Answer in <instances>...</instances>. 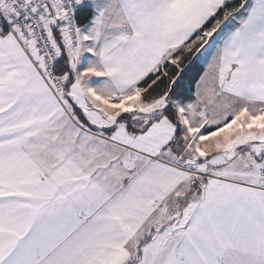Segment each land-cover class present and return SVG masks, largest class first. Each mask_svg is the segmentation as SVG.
<instances>
[{
	"label": "snow or ice",
	"instance_id": "snow-or-ice-1",
	"mask_svg": "<svg viewBox=\"0 0 264 264\" xmlns=\"http://www.w3.org/2000/svg\"><path fill=\"white\" fill-rule=\"evenodd\" d=\"M0 264H264V0H0Z\"/></svg>",
	"mask_w": 264,
	"mask_h": 264
}]
</instances>
